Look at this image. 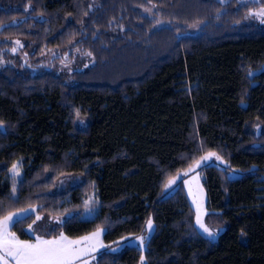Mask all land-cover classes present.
I'll return each instance as SVG.
<instances>
[{
	"label": "trees",
	"instance_id": "16d2710c",
	"mask_svg": "<svg viewBox=\"0 0 264 264\" xmlns=\"http://www.w3.org/2000/svg\"><path fill=\"white\" fill-rule=\"evenodd\" d=\"M100 2L93 10L91 0H0V219L35 203L78 209L94 191L93 219L72 215L36 235L77 238L103 227L112 245L154 218L148 264H264V26L247 18L264 0ZM152 5L170 25L144 11ZM48 46L90 51L96 63L71 85L34 53L33 65L19 58ZM202 148L229 163L203 170L207 222L226 227L217 241L196 228L184 183L164 194ZM21 160L16 184L10 170ZM234 169L240 177H228ZM69 174L84 182L51 193ZM32 219L14 223L20 239H36ZM142 256L128 245L95 264Z\"/></svg>",
	"mask_w": 264,
	"mask_h": 264
},
{
	"label": "rangeland",
	"instance_id": "374dc122",
	"mask_svg": "<svg viewBox=\"0 0 264 264\" xmlns=\"http://www.w3.org/2000/svg\"><path fill=\"white\" fill-rule=\"evenodd\" d=\"M101 0H91L92 2V9L94 10L98 4H100ZM220 2L226 3L228 0H219ZM259 0H238V6H244L245 4L256 2ZM154 5L150 6L149 8L144 9L146 13L157 17L159 26H165V25H170L169 21H166L162 18H158V15L155 11H152V8ZM3 8V6L0 5V9ZM260 8H257L256 10H251V12L258 11ZM249 17V18H248ZM248 20L258 22L260 25L264 26V23L262 24L261 20L257 17L254 16H247ZM180 26L179 24H176L175 27ZM203 26L202 22H199L198 24L194 26H189L188 30L190 32H197L200 27ZM23 41H21L22 43ZM23 51H25V47H23ZM35 54V61L37 62L38 65H43V68H47L48 70L53 71L58 77L61 79L65 80L66 83L74 85L75 83L73 82V77L76 72H85L87 69L95 65L96 60L94 59L92 53L90 51H85L82 49H77L74 50L73 53L69 52V49L67 47H56V46H48V48L42 49L41 53L39 55H36V50H31V49H26L25 53L26 55L24 56L23 52L19 54L20 59L27 60L28 64H32L31 58L28 55ZM27 56V57H26ZM4 64L3 62L1 63L0 59V66ZM1 68V67H0ZM38 69V67H36ZM261 70V69H259ZM258 70V71H259ZM81 125H85V120L82 119L79 122ZM2 127V125H0ZM257 133L258 135H261L262 128L260 126L257 127ZM205 153L203 155H200L198 157H195L194 162H192L187 168L181 170L174 176H171L166 181V187L164 189V194L165 195H171L172 192L179 187L181 184L184 183L185 189L187 194L189 195L191 204L194 206L195 209V216H196V228H198L208 239H212L214 241L219 240L220 235L226 230V227L220 226V227H213L210 226L209 223L207 222L208 218V204H207V193L205 192V185L203 181V170L206 168V166H219L220 168H227L228 167V162L222 158L221 154L218 151H206L205 148H202ZM209 154H215V155H209ZM209 157L208 159H203V157ZM219 156L220 159H217L216 157ZM22 163L21 161L16 162L14 165H17V169L19 174H15L12 171V168L10 170V177L13 178L16 184L20 182L23 178V167L20 166ZM197 163H199V167H197ZM185 173H187L185 175ZM242 174V170H229V175L231 178H238ZM238 176V177H237ZM84 182V178L82 175H64V177L57 179V183L55 184L53 190H51V193H62L67 195L69 191H71L73 188L79 187L81 183ZM15 195H18V192L15 191ZM59 205L62 206V202L59 203ZM60 206V207H61ZM44 206L39 203H35V205L25 207L21 209H12L9 211L6 215L10 214H18L13 216V221H19V220H24V218L27 217H32V224L28 228V232L31 235H35V237H40L37 236L36 233L40 231H44V229L47 228H52L54 225H59L63 224L64 221H66L70 216L72 215H82V218L84 219H93L96 215V213L99 211L98 209V201L97 198L95 197V192L91 191L88 193V197L85 200L84 205L76 209L74 206H71L67 209H60V207H57L55 209H46L43 210ZM5 215V216H6ZM199 216L201 222L213 233V235H209L207 232H204L203 229L200 227V225L197 223V217ZM4 217H1L0 220H3ZM151 221V229L146 227V232L137 235V236H128L127 238L121 239L117 241V244H112L109 245L106 243L104 240L105 237V231L106 228L103 227H98L95 230H93L92 233L82 235V237H69L65 233L61 232L59 233V236H56L54 238H42L44 240H54V239H59L61 235L66 236L68 240L70 241H77L81 240L82 243L78 245L77 247L86 249L80 256V259L75 261V264H95L96 260L98 259L99 255L108 250L114 253L120 252L124 250L128 245L129 246H137L142 249V259L139 264H148L147 257H146V249L148 247L149 240L153 233L155 232L156 224L154 221V218H150ZM14 223L10 224L9 231L13 232ZM31 229V230H30ZM98 230L100 231V234L98 236H92L93 233H96ZM15 236L21 240L16 235L15 232H13ZM92 237L91 240L88 241H83L84 237ZM143 238L141 239L139 238ZM32 243L36 242L35 240H27ZM3 253L0 252V255ZM2 264V262H0ZM8 264H15L14 261L11 260V258H8Z\"/></svg>",
	"mask_w": 264,
	"mask_h": 264
},
{
	"label": "snow or ice",
	"instance_id": "6c2138e0",
	"mask_svg": "<svg viewBox=\"0 0 264 264\" xmlns=\"http://www.w3.org/2000/svg\"><path fill=\"white\" fill-rule=\"evenodd\" d=\"M249 15L259 18L264 23V7H261L258 11L249 13ZM208 158L207 156L203 157V159ZM216 158L220 159L219 156ZM196 166L199 167V163ZM12 171L17 175L19 174L17 165L12 166ZM14 215L18 214L6 215L3 220H0V252L3 253L0 255V262L2 264H8V258H11L15 264H75V261L80 259L81 254L86 250L77 247L82 243L81 240L70 241L63 235L59 239L54 240H44L37 237L35 243L27 240L21 241L13 232L9 231L10 224L16 222L13 221ZM197 223L204 232H207L210 236L213 235L201 222L199 216L197 217ZM148 227L151 229V221L148 222ZM100 231L98 230L96 233H93L92 236H98ZM91 239V236L84 237L83 241ZM139 239L143 240L142 237Z\"/></svg>",
	"mask_w": 264,
	"mask_h": 264
},
{
	"label": "bare ground",
	"instance_id": "6f19581e",
	"mask_svg": "<svg viewBox=\"0 0 264 264\" xmlns=\"http://www.w3.org/2000/svg\"><path fill=\"white\" fill-rule=\"evenodd\" d=\"M249 18V17H248ZM263 24V23H262ZM229 169V168H228ZM235 170V169H234ZM228 177H230V176H228ZM238 177V176H237Z\"/></svg>",
	"mask_w": 264,
	"mask_h": 264
}]
</instances>
